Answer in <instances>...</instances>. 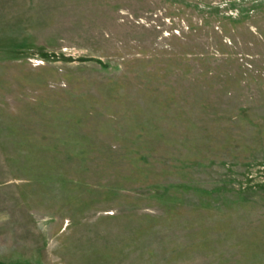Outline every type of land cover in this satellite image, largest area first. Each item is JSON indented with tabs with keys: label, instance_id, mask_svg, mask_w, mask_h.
I'll list each match as a JSON object with an SVG mask.
<instances>
[{
	"label": "rangeland",
	"instance_id": "1",
	"mask_svg": "<svg viewBox=\"0 0 264 264\" xmlns=\"http://www.w3.org/2000/svg\"><path fill=\"white\" fill-rule=\"evenodd\" d=\"M0 264H264V0H0Z\"/></svg>",
	"mask_w": 264,
	"mask_h": 264
}]
</instances>
